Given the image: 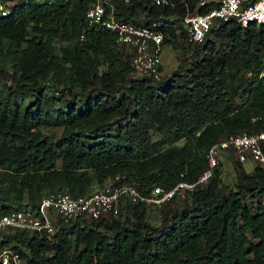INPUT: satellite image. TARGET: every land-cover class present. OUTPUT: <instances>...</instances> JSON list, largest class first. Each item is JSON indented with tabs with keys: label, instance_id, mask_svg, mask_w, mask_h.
Wrapping results in <instances>:
<instances>
[{
	"label": "trees",
	"instance_id": "1",
	"mask_svg": "<svg viewBox=\"0 0 264 264\" xmlns=\"http://www.w3.org/2000/svg\"><path fill=\"white\" fill-rule=\"evenodd\" d=\"M91 1L0 0V215L35 211L49 191L82 196L115 175L142 192L191 182L210 145L264 132V25L219 21L196 42L183 18L215 0H112L116 19L182 47L154 80L133 73L112 32L86 25ZM41 127L61 130L53 140ZM225 152L204 184L160 206L121 200L116 215L58 219L52 233L4 229L0 249L25 264H264V169L254 162L246 173L235 157V181L222 183Z\"/></svg>",
	"mask_w": 264,
	"mask_h": 264
},
{
	"label": "built area",
	"instance_id": "2",
	"mask_svg": "<svg viewBox=\"0 0 264 264\" xmlns=\"http://www.w3.org/2000/svg\"><path fill=\"white\" fill-rule=\"evenodd\" d=\"M128 2L129 0H122ZM154 4H167L170 0H149ZM208 0H200L204 5ZM216 5L205 12L188 13L183 18L188 40L199 42L211 25L231 19L241 26L249 22L264 25V0H215ZM8 12L0 2V15ZM84 20L87 26H99L114 34V41L127 53H131L133 73L159 80L161 77L160 52L162 34L146 25L118 20L113 14L112 0H92L88 5ZM261 75L264 76V70ZM264 132L230 134L210 145L206 151L207 166L191 182L178 181L164 189L153 185L149 191L142 192L132 183H123L121 176L108 178L101 186L79 197H72L65 191H49L42 194L37 210H16L0 215V231L8 228L27 232L52 233L58 226V219L68 222L77 216L98 218L114 210L121 200L132 203H147L160 206L178 190H192L204 184L218 163L220 150L231 151L239 161L251 158L264 169ZM264 203V200L262 201ZM1 264H25L17 252L8 247L0 249Z\"/></svg>",
	"mask_w": 264,
	"mask_h": 264
},
{
	"label": "rangeland",
	"instance_id": "3",
	"mask_svg": "<svg viewBox=\"0 0 264 264\" xmlns=\"http://www.w3.org/2000/svg\"><path fill=\"white\" fill-rule=\"evenodd\" d=\"M35 1H42V0H35ZM140 21L144 22V15L141 14L140 16ZM178 40L179 36H178ZM184 42L182 41V45ZM182 47H174L170 43H163L161 46V52H160V61H161V77L164 78L166 75H169L171 71L176 67L177 65V56L182 55ZM136 76H142L138 73H134ZM41 131L44 134H49L52 136L53 140H55L59 133L61 128L59 127H41ZM227 152L224 153L223 157L221 158L222 160V165H221V182L228 184L230 186L233 185L235 178H236V173L234 172V163L236 161V158L234 154H226ZM228 155V156H227ZM229 158V159H228ZM59 162H56V165ZM242 168L246 173H250L252 171V168L254 166V161L251 158L246 159L245 161H242ZM174 206V203L172 204ZM119 207L118 205L116 206V209L114 210V214H118L119 212ZM157 211L155 209H147L146 212V220L150 221L151 223L158 224L159 223V218H158Z\"/></svg>",
	"mask_w": 264,
	"mask_h": 264
}]
</instances>
